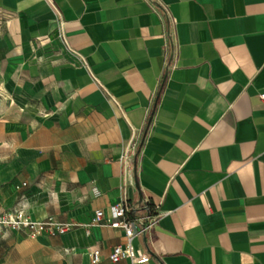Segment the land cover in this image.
Returning <instances> with one entry per match:
<instances>
[{
	"label": "crops",
	"instance_id": "1",
	"mask_svg": "<svg viewBox=\"0 0 264 264\" xmlns=\"http://www.w3.org/2000/svg\"><path fill=\"white\" fill-rule=\"evenodd\" d=\"M262 91L264 0H0V200L72 224L0 264H132L109 207L145 200L136 264H264Z\"/></svg>",
	"mask_w": 264,
	"mask_h": 264
},
{
	"label": "built area",
	"instance_id": "2",
	"mask_svg": "<svg viewBox=\"0 0 264 264\" xmlns=\"http://www.w3.org/2000/svg\"><path fill=\"white\" fill-rule=\"evenodd\" d=\"M64 21L61 16L56 20L54 32L56 37L65 40L64 35ZM80 60L85 62L83 56H80ZM96 81H98L96 79ZM259 98L264 101V91L260 92ZM109 99L115 104L117 108H120V104L113 95H109ZM135 132V130H134ZM136 153V141L133 134L125 144L120 160L122 164L127 167L132 162ZM23 185L26 182L22 183ZM22 196L18 200L17 204L11 208L4 206L0 200V230L9 229L16 231H23L29 236H37L40 234H61L72 228V224L69 222L59 221L53 215L45 216L40 220L31 219L24 210V204L22 203ZM138 208H143L145 213L142 215H136L135 212ZM104 212L102 209L95 210V219H100ZM109 225L113 228H118L124 232L126 237L122 243H117L112 246L109 259L112 262H116L121 258H127L132 264L145 263L150 259L149 254L144 251L136 250L131 240L132 238L146 234L149 232L157 222L158 214L152 212L147 200L141 202V204H133L127 201H120L114 203L109 207ZM92 262L100 260V249L97 245H92L89 248Z\"/></svg>",
	"mask_w": 264,
	"mask_h": 264
},
{
	"label": "water",
	"instance_id": "3",
	"mask_svg": "<svg viewBox=\"0 0 264 264\" xmlns=\"http://www.w3.org/2000/svg\"><path fill=\"white\" fill-rule=\"evenodd\" d=\"M143 238H144V240H145V234H143Z\"/></svg>",
	"mask_w": 264,
	"mask_h": 264
}]
</instances>
